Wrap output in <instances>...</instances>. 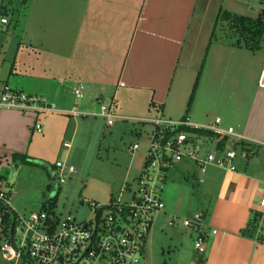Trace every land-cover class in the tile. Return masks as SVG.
Listing matches in <instances>:
<instances>
[{
	"label": "crops",
	"instance_id": "crops-1",
	"mask_svg": "<svg viewBox=\"0 0 264 264\" xmlns=\"http://www.w3.org/2000/svg\"><path fill=\"white\" fill-rule=\"evenodd\" d=\"M3 1L0 12L17 15L11 24L2 22L7 27L0 26V93L11 88L42 96L55 111L72 118L74 130L69 142H60L72 127L65 117L0 108V170L4 164L31 160L49 164L52 157L69 164L78 116L69 111L98 110L105 95L121 110L120 116L131 119L153 111L169 118L186 114L199 124L220 117L222 127H233L243 139L232 136L221 142L235 148L234 170L213 165L201 172L192 165L199 193L194 213H203L207 230L218 231L210 235L202 261L264 264V229L260 241L241 234L264 197V89L258 86L264 51L214 39L221 0L214 3L220 9L205 31L214 0H24L27 12L21 23L20 10ZM197 6L200 13L194 15ZM260 8L248 16L256 18L264 10ZM221 52L243 57L241 69L234 71L238 75L230 70L221 86H203L207 64ZM79 85L83 97L70 101L66 93L72 95ZM145 133L148 143L150 131ZM136 135L141 137V131ZM94 152L95 144L84 156L90 160ZM55 163L47 166L49 174ZM176 190L174 185L167 193L174 196ZM162 213L194 215L166 208Z\"/></svg>",
	"mask_w": 264,
	"mask_h": 264
},
{
	"label": "built area",
	"instance_id": "built-area-1",
	"mask_svg": "<svg viewBox=\"0 0 264 264\" xmlns=\"http://www.w3.org/2000/svg\"><path fill=\"white\" fill-rule=\"evenodd\" d=\"M5 21L1 18V22ZM258 86L264 89V70ZM83 88V85L75 86L73 95L81 99ZM99 102L98 110L69 113L72 116H100L105 118L107 125H112L117 117L127 119L115 113L114 101L107 104ZM0 108L35 114L56 110L42 96L11 88L1 91ZM145 121L152 127L142 170L135 177L134 185L126 183L121 189L130 194L129 198L120 195L108 202L84 198L81 204L86 203L89 212L80 219L70 214H56V206H50L51 199L38 211L28 214L17 212L10 205L13 186L0 177V233L4 236L0 240L2 259L8 264H139L147 254L145 242L155 217L164 212L161 192L167 179L165 173L173 162L189 159L201 172L213 165L229 171L235 169V148H225L221 142L232 136L240 140L243 136L233 127H222L220 117L209 124L196 123L186 114L180 118L156 116ZM35 128L40 130L41 124L36 123ZM137 147L136 142L130 149L134 151ZM74 172L72 165L56 161L51 170V176L57 179L56 192L67 175ZM259 207L256 241L262 232L264 197L260 199ZM167 225L173 228L181 226L191 232L194 248L203 253L210 235L218 232L217 229H206L204 215L198 211L191 217L172 214Z\"/></svg>",
	"mask_w": 264,
	"mask_h": 264
},
{
	"label": "rangeland",
	"instance_id": "rangeland-1",
	"mask_svg": "<svg viewBox=\"0 0 264 264\" xmlns=\"http://www.w3.org/2000/svg\"><path fill=\"white\" fill-rule=\"evenodd\" d=\"M2 1H0V5ZM216 1L218 0H214L210 6L207 13L210 18L208 17L205 20L203 31L209 29V22H214V14L220 8L224 11L232 10L233 12H230L242 16H253L254 10L259 7L264 9V0H225L224 3L221 0L219 2L220 8L215 9L216 5L214 3ZM3 2L6 3L7 7L9 5L17 7L16 9L20 10L18 22H23V12H27L24 0H4ZM199 13L200 9L197 6L194 15ZM16 15L17 13L15 12L14 16ZM259 15L260 12L256 18ZM14 16L10 12L5 15L0 12V18L3 17L10 24L14 22ZM232 25L230 21L224 22L222 26L218 25L215 29L214 39L219 40L217 37H221L227 42L229 38H227L228 34L226 31L236 34V30ZM0 26L7 27L2 22H0ZM221 27L223 29H220ZM262 35L260 47L264 51V31ZM236 38L237 36L232 40L233 43H236ZM221 53H218L221 57L214 53L216 59L214 62L213 60L208 61L207 69L205 68L206 70L202 74L203 86L208 87L214 82L216 87L221 86L222 77L225 76V73H230V70L233 72V74L232 72L230 74L238 75L236 73L241 69L242 63L240 60H243V57L225 52L221 55ZM180 69L181 67L178 66L177 71H180ZM234 71L237 72L234 73ZM66 96L73 102L81 100L73 94L71 95L70 92H67ZM105 97L104 103L107 104L110 100L107 95ZM207 97H204L205 100ZM120 111V109L117 110V107H115L116 114H123ZM48 114H50L49 116L61 115L67 119L68 124L69 122L72 124L67 137L64 139L60 138V142L61 140L69 142L74 130L73 121L71 122L72 118H68L69 116L65 113L57 111ZM162 115L158 111L145 113L139 119H131L126 115L127 119L115 118L114 126H108L105 118L100 116L86 115L75 117L74 138L69 150V153L71 152L69 164L73 165L75 172L67 175L66 180L59 185L55 196V213L61 216L70 214L76 219H80L89 212L87 204H81V200L84 198L98 202H108L110 198H116L121 195L122 198L128 199L130 194L122 192L121 189L126 183L134 185L135 177L142 170L141 166L147 144L145 132H149L152 127L145 120ZM140 131L142 136L138 137L136 132ZM136 141L139 142L140 147L132 151L130 149L131 145ZM94 144L95 152L93 157L87 160L84 154L91 150ZM31 161L33 162L32 164L17 163V165L10 164V166L4 164L0 170V175L7 180V183L13 186L11 191L13 207L17 212L26 214L38 211L44 201L53 200L57 184L56 177H52L47 168L50 164L53 165L55 163L56 157L50 158L48 160L49 164L38 160ZM192 165L196 167L194 162L184 160L183 162L173 163L167 169L165 173L167 174V181L161 192L165 205L164 210L165 208L169 209L172 213L176 211L183 212L184 210V212L192 214L199 208L196 207L199 197L198 180L192 177L193 172H195V167ZM133 185L132 189L135 188ZM174 185L177 190L174 192V196H170L167 193V189ZM169 216L159 213L155 217L145 242L147 254L141 259L139 264H203L204 253L194 248V235L181 226H175L174 228L168 226L167 220ZM2 238L4 236L0 233V240ZM0 264L8 263L0 256Z\"/></svg>",
	"mask_w": 264,
	"mask_h": 264
},
{
	"label": "trees",
	"instance_id": "trees-1",
	"mask_svg": "<svg viewBox=\"0 0 264 264\" xmlns=\"http://www.w3.org/2000/svg\"><path fill=\"white\" fill-rule=\"evenodd\" d=\"M217 19L215 21V25L212 31V35H215V29L217 28L218 25L222 26L224 22L230 21L235 28V33H229L226 31L228 41L234 39L235 36H237L236 44L243 45L247 47L248 49H253L256 50L260 48V41L262 39V33L264 31V12L261 11L260 15L258 18H251V17H246L242 15H238L235 13H232L230 11H224L220 9L217 14ZM220 29H223L222 27ZM231 38V39H230ZM223 140H226L223 139ZM24 158V156L22 157ZM27 160V159H24ZM51 208L56 206V197L54 199H51L50 202ZM0 208H1V203H0ZM259 222V214L257 212L253 213L251 216V219L249 220L246 228L241 230V234L248 236L249 238H256L257 234V224ZM7 226V224H6ZM264 227V221L262 223V228ZM261 233L257 236V241H260L262 238Z\"/></svg>",
	"mask_w": 264,
	"mask_h": 264
},
{
	"label": "water",
	"instance_id": "water-1",
	"mask_svg": "<svg viewBox=\"0 0 264 264\" xmlns=\"http://www.w3.org/2000/svg\"><path fill=\"white\" fill-rule=\"evenodd\" d=\"M11 240H12V237H11Z\"/></svg>",
	"mask_w": 264,
	"mask_h": 264
}]
</instances>
